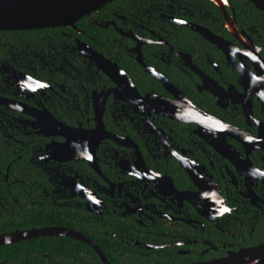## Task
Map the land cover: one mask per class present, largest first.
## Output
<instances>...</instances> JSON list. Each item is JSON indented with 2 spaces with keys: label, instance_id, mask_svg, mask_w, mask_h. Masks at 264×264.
Here are the masks:
<instances>
[{
  "label": "flooded vegetation",
  "instance_id": "flooded-vegetation-1",
  "mask_svg": "<svg viewBox=\"0 0 264 264\" xmlns=\"http://www.w3.org/2000/svg\"><path fill=\"white\" fill-rule=\"evenodd\" d=\"M227 1L112 0L73 27L0 31V264L264 245L263 23Z\"/></svg>",
  "mask_w": 264,
  "mask_h": 264
},
{
  "label": "water",
  "instance_id": "water-1",
  "mask_svg": "<svg viewBox=\"0 0 264 264\" xmlns=\"http://www.w3.org/2000/svg\"><path fill=\"white\" fill-rule=\"evenodd\" d=\"M111 1L112 0H0V31L73 27V24L77 20L98 11ZM220 1L226 4L228 3L227 0ZM247 1L251 3L256 10L264 12V0ZM199 33L206 41L215 45L218 49L223 50L225 46L229 45V43L223 42L221 39L208 32L200 31ZM231 34L233 35V33ZM192 111L196 113L195 116L199 121H207V123L208 121L212 122V119L205 117L202 112L195 109H192ZM45 234H48V232ZM64 235L77 239L75 236H71L66 232ZM100 256L104 264H108L103 255L100 254ZM211 264H264V245L230 254L226 258Z\"/></svg>",
  "mask_w": 264,
  "mask_h": 264
},
{
  "label": "trees",
  "instance_id": "trees-1",
  "mask_svg": "<svg viewBox=\"0 0 264 264\" xmlns=\"http://www.w3.org/2000/svg\"><path fill=\"white\" fill-rule=\"evenodd\" d=\"M246 1V0H245ZM240 7V6H239ZM238 7V8H239ZM235 11H237V7H235ZM258 15L259 18H261L263 23V28H259L258 31L261 36V42L264 43V15L262 13H257V11L253 8V6L247 2L246 7L244 8V19L247 24L250 26H253L256 23V16Z\"/></svg>",
  "mask_w": 264,
  "mask_h": 264
}]
</instances>
